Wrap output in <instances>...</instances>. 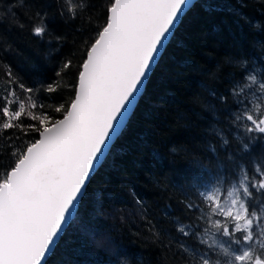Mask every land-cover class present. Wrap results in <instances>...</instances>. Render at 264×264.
Wrapping results in <instances>:
<instances>
[{
    "label": "snow or ice",
    "instance_id": "snow-or-ice-1",
    "mask_svg": "<svg viewBox=\"0 0 264 264\" xmlns=\"http://www.w3.org/2000/svg\"><path fill=\"white\" fill-rule=\"evenodd\" d=\"M56 2L61 16L67 12L75 17L81 7L73 0ZM191 6L193 0H112L106 23L79 65L74 99L66 109H54L62 119L44 111L26 112L24 100L12 110L15 101L0 97V130L19 129L20 141L14 144L8 136L12 163L0 174V264H48V256L78 218L98 167L147 95L175 29ZM30 31L40 39L50 33L47 13H33ZM63 69H70V62ZM202 71L209 80L203 110L219 142V149L209 146L217 180L198 193L205 207L182 201L185 219L174 217L175 232L182 238L179 249L186 254L181 264H264V61L256 67L239 54ZM5 76L14 85L9 97L16 88L27 94L38 91L14 80L11 70ZM57 87L43 90L51 93ZM37 107L43 110L45 105L31 103L32 109ZM23 115L31 122L18 123ZM232 127L244 130L243 140L237 136L233 142L225 131ZM249 155L255 157L251 172V161L244 159ZM221 180L228 187L222 189ZM84 230L98 251L106 252L112 244L108 236L96 238L99 228L85 225Z\"/></svg>",
    "mask_w": 264,
    "mask_h": 264
},
{
    "label": "trees",
    "instance_id": "trees-1",
    "mask_svg": "<svg viewBox=\"0 0 264 264\" xmlns=\"http://www.w3.org/2000/svg\"><path fill=\"white\" fill-rule=\"evenodd\" d=\"M111 2L73 0L81 7L70 17L59 14L56 0H0V97L15 101L12 110L24 100L26 112L44 111L62 119L54 109H66L73 99L79 65L106 23ZM37 10L47 13L50 33L43 39L30 31ZM239 54L256 67L264 61V0H197L181 18L147 95L99 166L78 218L48 264H181L186 254L179 249L182 238L175 232L174 217L185 219L184 203L205 207L198 193L217 180L209 146L219 149V142L203 110L209 80L202 70ZM65 62H70V69H63ZM9 70L14 80L38 91L27 94L16 88L15 96L9 97L14 86L5 76ZM47 85L58 87L49 93L43 90ZM32 102L45 108L32 109ZM29 122L26 115L18 121ZM225 131L233 142L237 136L244 139L242 128ZM8 136L20 144L19 129L0 130V174L12 163ZM259 148L258 142L254 152ZM244 159L251 161V172L254 155ZM85 225L100 229L97 239L111 238L106 252L97 250Z\"/></svg>",
    "mask_w": 264,
    "mask_h": 264
},
{
    "label": "rangeland",
    "instance_id": "rangeland-1",
    "mask_svg": "<svg viewBox=\"0 0 264 264\" xmlns=\"http://www.w3.org/2000/svg\"><path fill=\"white\" fill-rule=\"evenodd\" d=\"M214 182H216V181H214ZM233 183H234V181H233ZM214 184H215V183L209 184L208 186H206V187L202 190V192L205 191L206 189L212 187ZM219 186H220L222 189L225 188V187H228V185L225 184V183H223V182H220V185H219ZM222 199H223V197H222Z\"/></svg>",
    "mask_w": 264,
    "mask_h": 264
},
{
    "label": "water",
    "instance_id": "water-1",
    "mask_svg": "<svg viewBox=\"0 0 264 264\" xmlns=\"http://www.w3.org/2000/svg\"><path fill=\"white\" fill-rule=\"evenodd\" d=\"M196 0H193V3L195 2ZM189 9V8H188ZM188 9H186L185 10V13H186V11L188 10ZM179 24V23H178ZM178 26V25H177ZM73 99H74V97H73ZM105 159V158H104ZM103 162V161H102ZM102 164V163H101ZM99 168V167H98Z\"/></svg>",
    "mask_w": 264,
    "mask_h": 264
},
{
    "label": "bare ground",
    "instance_id": "bare-ground-1",
    "mask_svg": "<svg viewBox=\"0 0 264 264\" xmlns=\"http://www.w3.org/2000/svg\"><path fill=\"white\" fill-rule=\"evenodd\" d=\"M196 1H197V0H196ZM196 1H195V2H196ZM195 2H194V3H195ZM194 3H193V4H194ZM186 12H187V11H186ZM51 254H52V253H51ZM51 254L48 256V258L51 256Z\"/></svg>",
    "mask_w": 264,
    "mask_h": 264
}]
</instances>
